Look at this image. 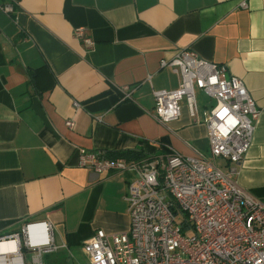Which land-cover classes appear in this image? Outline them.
I'll return each instance as SVG.
<instances>
[{"label":"crops","instance_id":"obj_1","mask_svg":"<svg viewBox=\"0 0 264 264\" xmlns=\"http://www.w3.org/2000/svg\"><path fill=\"white\" fill-rule=\"evenodd\" d=\"M240 1L0 0L13 5L0 9V237L47 221L66 249L43 264H89L81 246L94 231L129 228L132 173L97 174L79 165V152L129 162L172 152L210 158L206 125L184 105L168 123L153 111V90L179 82L159 61L184 48L224 65L258 107L233 178L264 204V0ZM77 28L90 45L75 38ZM124 85L131 93L123 100Z\"/></svg>","mask_w":264,"mask_h":264},{"label":"built area","instance_id":"obj_2","mask_svg":"<svg viewBox=\"0 0 264 264\" xmlns=\"http://www.w3.org/2000/svg\"><path fill=\"white\" fill-rule=\"evenodd\" d=\"M239 6L247 7L244 0ZM0 9L9 14L13 5L0 3ZM74 36L91 44L82 28ZM159 65L172 69L179 82L173 90H153L156 119L173 121L184 105L191 119L206 125L210 158L172 152L129 162L102 151L79 152V165L97 174L109 169L132 173L125 195L128 230L106 234L97 229L83 242L82 252L89 264H264V204L233 178L250 147L258 107L240 78L190 48L160 59ZM197 90L213 103L203 106L205 113ZM130 93V86L121 87V99ZM65 124L73 127L71 119ZM216 159L224 160L227 169L217 166ZM3 240H12L15 251L0 254V264H43L45 254L66 249L64 243H54L47 221L26 222Z\"/></svg>","mask_w":264,"mask_h":264},{"label":"bare ground","instance_id":"obj_3","mask_svg":"<svg viewBox=\"0 0 264 264\" xmlns=\"http://www.w3.org/2000/svg\"><path fill=\"white\" fill-rule=\"evenodd\" d=\"M15 251V243L12 240L0 241V254L10 253Z\"/></svg>","mask_w":264,"mask_h":264},{"label":"rangeland","instance_id":"obj_4","mask_svg":"<svg viewBox=\"0 0 264 264\" xmlns=\"http://www.w3.org/2000/svg\"><path fill=\"white\" fill-rule=\"evenodd\" d=\"M196 99H197V101H198V103H199V105L201 106V103L203 104H213L212 102H211V100H209V98H207L205 95H203L202 93H200L198 90L196 91ZM24 259H25V262L27 261H29L30 260V254H24Z\"/></svg>","mask_w":264,"mask_h":264}]
</instances>
